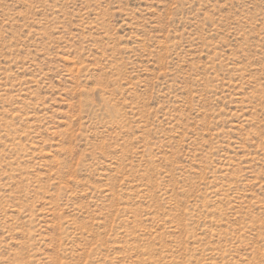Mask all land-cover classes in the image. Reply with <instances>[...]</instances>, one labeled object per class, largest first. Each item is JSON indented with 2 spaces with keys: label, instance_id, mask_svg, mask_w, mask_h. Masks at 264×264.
I'll list each match as a JSON object with an SVG mask.
<instances>
[{
  "label": "rangeland",
  "instance_id": "374dc122",
  "mask_svg": "<svg viewBox=\"0 0 264 264\" xmlns=\"http://www.w3.org/2000/svg\"><path fill=\"white\" fill-rule=\"evenodd\" d=\"M0 264H264V0H0Z\"/></svg>",
  "mask_w": 264,
  "mask_h": 264
}]
</instances>
